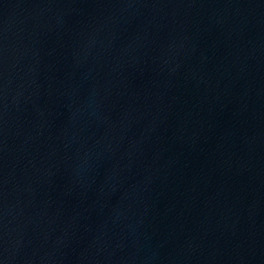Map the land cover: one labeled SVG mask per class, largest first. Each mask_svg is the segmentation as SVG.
<instances>
[{"label": "water", "instance_id": "obj_1", "mask_svg": "<svg viewBox=\"0 0 264 264\" xmlns=\"http://www.w3.org/2000/svg\"><path fill=\"white\" fill-rule=\"evenodd\" d=\"M0 264H264V0H0Z\"/></svg>", "mask_w": 264, "mask_h": 264}]
</instances>
